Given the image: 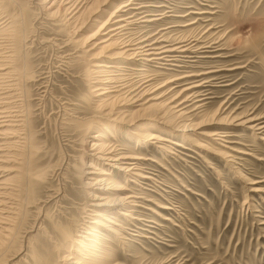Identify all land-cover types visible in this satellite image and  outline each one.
I'll return each instance as SVG.
<instances>
[{
  "label": "rangeland",
  "instance_id": "obj_1",
  "mask_svg": "<svg viewBox=\"0 0 264 264\" xmlns=\"http://www.w3.org/2000/svg\"><path fill=\"white\" fill-rule=\"evenodd\" d=\"M79 1L84 13L70 18L71 5ZM124 1L0 0V17L8 20L4 28L16 45L8 62L12 77L5 75L1 83L13 84L17 105L9 110L21 120L12 126L15 136L0 135V197L8 193L0 206V264H65L64 256L94 244L96 237L89 232L96 233L92 227L99 210L125 237L121 241L106 226H97L95 258L102 264H264V134L237 123L202 125L212 115L259 116L264 125V0H143L151 5L124 13L135 15L128 33L144 38L162 32L170 39L199 38L195 48L210 46L165 67L136 63L133 68L144 71L111 68L118 84L151 73L162 82L219 70L193 79L205 84L195 89L197 98L204 99L190 114L195 124L190 138L155 121V110L134 115L130 124L110 116L118 103L96 107L94 65L111 61L104 56V44H98L106 37L98 29ZM147 13L161 18L140 22ZM114 61L118 67L124 64L122 58ZM139 126L169 139L173 153L156 139L138 140L133 131ZM215 129L226 135L230 148L203 134ZM97 134L115 154L144 157L137 161L153 179L138 177V185L130 180L136 176L95 158ZM196 140L229 151L233 161L202 147L198 155ZM97 167L111 174H97ZM101 176L111 179L91 185ZM111 181L124 188L122 196H133L137 218L122 215V206L97 205L111 195Z\"/></svg>",
  "mask_w": 264,
  "mask_h": 264
},
{
  "label": "bare ground",
  "instance_id": "obj_2",
  "mask_svg": "<svg viewBox=\"0 0 264 264\" xmlns=\"http://www.w3.org/2000/svg\"><path fill=\"white\" fill-rule=\"evenodd\" d=\"M142 1L143 0L124 1L123 3H121V5H119L115 9V11L109 16V18L101 24V26L98 29V31H102V34L106 36L105 38L100 39L98 44L100 43L104 44L102 48L103 47L107 48V50L104 53V56L105 58L111 60L112 62L109 61L110 64H106L104 63L105 61H102L103 63L99 61L100 63H96L94 65L95 68L93 70H94L95 76L93 79L95 80V85L93 87L94 88L93 91L95 94L94 96L98 98V101L95 102L96 107L101 108L102 106L103 107L106 105L108 106L110 103L116 102L118 103L117 106L115 104L116 107L114 108L112 107V109L110 110V113L109 112L107 113H109L110 116L113 115L114 119L117 121L127 122L130 124H134L133 118H132L134 115H138V114H141L147 111L155 110L153 112L155 113L153 115L154 116L153 119H155V121L158 120L159 122L160 120H162V122L160 121L161 123L164 124L162 126L166 128L168 127H172L174 129L176 128L178 129V131L180 130L185 137L190 138V136L192 135L191 133H193V131L195 130L194 128L195 124L192 122L190 118L191 117L190 114L194 110H197L202 106V104H197V103L201 102L204 99V98L203 99L197 98L199 94L195 93V89L205 84L204 83L205 81L202 82V81L193 80V79L201 77L202 75L217 72L219 70L212 69V70L204 71L201 73L184 74L178 77L165 79L162 82L155 81L156 73H151L147 76L138 75L139 77H137L138 78L137 80H134L136 77H132L131 79L125 78L123 80H126V79L127 80L120 84H118L119 80L116 79L115 74L112 73L115 71L111 69L113 67H116V68H128L129 67L130 70L144 71L142 69L133 68L136 63H140L143 66L149 65V66H160V67L173 65L172 64L173 61L178 60V58L181 56L190 57L189 54H188L189 56L185 55L189 51L198 53V51L201 50L202 48L204 49L206 47H210L209 45H205L203 43L204 45L201 46L200 48H195V42L200 40L199 38L196 39L195 37H194L195 39L193 40L184 39V38L170 39L169 37H166L161 32L159 36L158 34L154 33V35L150 34L142 38L141 36H138L134 33L126 32L129 24L133 22L134 20L133 17H135V15L131 14V15L125 16L124 13H126L128 10L141 9L142 7L148 5V4H145V5L141 4ZM52 3H55V1L54 2L52 1ZM68 3L69 2H67L66 4ZM1 6L2 5L0 4V7ZM71 6H72V10L68 13L69 15H71L70 18H76L80 16L81 13L82 14L84 13V10L82 12V8L84 7V4L81 5L80 1L75 5L72 4ZM1 9L2 8H0V14L2 15L3 12L1 11ZM152 15H155V14H152ZM142 17L143 19L140 22H147V23L156 22L161 18V17L149 18L148 13L143 15ZM1 20L3 21L0 24V29H1L0 30V86H1L0 87V135H3L5 138H7L8 136L11 137L12 135L14 136L16 135L15 130L13 129L12 126L17 125L16 123L21 120L18 119L19 117V115H17L18 112L14 113L9 110V106L17 105L15 102H12L11 88L13 87V84L7 82V84L5 83V86H2V83H1L5 75L7 74L9 75L7 76V78L12 77L13 73L10 72V67L8 65V62L10 63L11 58L15 56L14 54H15V48H16L14 35L6 32L4 28L7 25H9V23L6 24L8 20L4 21V18H2V16L0 17V21ZM127 33L130 35H127ZM118 58H122V60H124V64L119 65L120 67H118L116 62L114 61ZM104 66L108 67V69L100 68ZM139 73L141 74V72ZM177 89L178 91H176ZM193 104H195L194 108L190 109V107L193 106ZM107 113L105 114L107 115ZM166 117H168L169 119H167ZM128 118H131V119H128ZM262 121H263V117H259V116L253 117V116L244 115L240 117H236V116L221 117V116L212 115L210 117L207 116L206 118H204L202 125H206V124L224 125V124L237 123L241 125H247V127H249L250 129L255 130V133L257 132L256 134L261 135V134H264V125H262L263 124ZM178 123H182V125L179 126ZM4 126L10 127V128L3 129ZM144 128L145 129L139 126L138 130L133 131V133L139 138L138 140L141 139L142 141L146 143V142H150L151 140L156 139L158 143H160L159 145H161V147L165 149L167 153H173L172 149H174V147H170L166 143V142H169V139L154 135L152 132H150V130H147V127H144ZM203 134L208 136L209 139L213 141L214 143L224 147V149L230 148L229 145L225 143L227 142L225 139L226 135L222 134L219 129H215L214 131L206 130V131H203ZM93 137L96 138V141H94L92 144V150L95 151V154H94L95 158H98L99 160H102L104 162L105 161L112 162L110 166L114 168L115 167L122 168V170L125 172L127 176H131V177L136 176V179H133V180L130 179V180L135 182L138 185L140 184L138 177L150 179V180L153 179L152 176L150 175H144V172H142L143 168L141 167V164L137 161V160H142V158L144 157L137 156L135 154H131L127 152L115 154L116 150L114 151L111 149L109 151V149L107 150L104 148L103 141L99 139L101 137V134L94 135ZM175 144L182 146L180 145V143H177V142ZM195 144L196 146H199L200 149L199 148L197 149L196 147L195 149L193 148H190V149H193V151L200 156H202V154L199 153L200 151H203L201 150V147H202L206 149L208 152L222 156L228 159L229 161L232 160L234 157L231 153H229V151L227 152V151H224L222 148H218L214 146L215 144L213 145L212 143L199 142L198 140H196ZM205 160L209 162L207 159ZM90 166L92 167V165ZM95 169H99V168L97 167ZM100 169H99V173L96 172L97 174H104V175L111 174L110 172L105 173V171H103L104 169H101V170ZM110 179L111 177H108V178L102 177L101 179L95 178L94 179L95 181H93L95 183L92 182L91 185L98 184L99 182L102 183L107 180L110 181ZM111 182H112V186L108 188L110 191H112L111 195L109 196L106 195V197H101V200L103 201L98 203L97 205L107 206V207L108 206H114V207L122 206L123 208H126V209L121 210L122 215L130 219L137 218V216L135 215V211L133 207L131 206L132 204L135 203L134 200H131L133 196L131 194L122 196L121 190L124 188L120 187L117 181H111ZM6 187L8 186L6 185ZM5 194L6 193L4 194L1 193L2 198L0 197L1 198L0 206L5 204L6 200L4 201V199H6L5 196L8 195V193L6 195ZM160 208L164 210L171 209V207L167 205H161ZM2 210L4 209L2 208ZM153 212L156 215L163 216L162 212L159 210H153ZM94 215L97 218L93 222L96 223L97 226L98 225L106 226V228H108L110 232H114L118 237H120L121 241L123 238H125L124 236L120 235V232L118 230H115V227L113 225L107 224L106 221L111 222V223L113 221L110 220L109 216H107L103 210H99L98 212L94 213ZM138 220H142V219L138 218ZM97 226L92 227V229L96 233H98ZM96 233L92 231L89 232V234L91 235L94 234L93 236L96 237V240L92 241L94 242V244H90L91 246L89 245V248L87 246L84 249L86 250L85 252L81 253L79 251L77 252L76 255L72 257H68V256H64V258L61 257L64 261H66L65 264H95V263L102 264L101 261H98L95 258L96 256L95 252L97 251L96 249L97 246L95 245V243L96 244L100 243L98 240L99 239L98 237L100 235L99 234L97 235ZM88 238L89 237L85 239H88ZM163 262L165 264H171V263H168L167 260ZM160 264H163V263H160Z\"/></svg>",
  "mask_w": 264,
  "mask_h": 264
}]
</instances>
